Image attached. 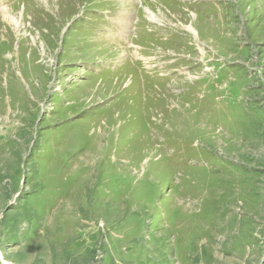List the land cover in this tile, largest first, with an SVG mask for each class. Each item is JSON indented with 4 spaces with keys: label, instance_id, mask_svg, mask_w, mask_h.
<instances>
[{
    "label": "rangeland",
    "instance_id": "374dc122",
    "mask_svg": "<svg viewBox=\"0 0 264 264\" xmlns=\"http://www.w3.org/2000/svg\"><path fill=\"white\" fill-rule=\"evenodd\" d=\"M130 1L0 0V264H264V0Z\"/></svg>",
    "mask_w": 264,
    "mask_h": 264
},
{
    "label": "bare ground",
    "instance_id": "6f19581e",
    "mask_svg": "<svg viewBox=\"0 0 264 264\" xmlns=\"http://www.w3.org/2000/svg\"><path fill=\"white\" fill-rule=\"evenodd\" d=\"M36 1V0H35ZM41 1V3H43L44 5H45V7H47V8H49V6H48V4H49V2H48V0L46 1V0H40ZM128 1V0H127ZM132 1V0H131ZM130 1V2H131ZM146 1L147 0H144V3H146ZM33 2V1H32ZM144 3H142V4H144ZM51 6V5H50ZM144 6V5H143ZM132 8V7H131ZM43 9H44V7H43ZM63 10V9H62ZM139 10V9H138ZM49 11V10H48ZM151 10H149L148 9V12L149 13H151L150 14V16H151V18L153 19V20H155V22H157V21H159V17H157V15L155 14V13H153L152 11L150 12ZM131 12V11H130ZM3 13H6L5 15L7 16V19H9V21H10V25H12L15 29H17L18 27H20V25H21V20L23 19V18H21V19H18V18H16V17H13V16H11V13H8V9H6V10H4L3 11ZM50 13V12H49ZM149 13H148V15H149ZM124 14V13H123ZM147 14V13H146ZM119 19V18H118ZM123 20V19H122ZM144 20V19H143ZM36 21V20H35ZM48 23V22H47ZM158 23V22H157ZM42 24V23H41ZM190 29H191V31L193 30V27L191 26L190 27ZM37 30H38V28H37ZM38 32H40V31H38ZM113 33V32H112ZM39 34V33H38ZM115 51H118V50H116V49H114ZM120 50V49H119ZM134 60V59H133ZM137 61V60H136ZM124 67V66H123ZM130 68H132V67H130ZM119 70V69H118ZM130 72V71H129ZM127 73V72H126ZM117 82V81H116ZM131 115H132V113H131ZM112 117V116H111ZM131 118V117H130ZM145 118V117H144ZM112 119H114V118H112ZM109 122V121H108ZM95 126V125H94ZM126 128V127H125ZM96 129V128H95ZM88 131V130H87ZM128 132V131H127ZM97 134V133H96ZM88 139V138H87ZM133 140V139H132ZM126 141V140H125ZM83 142V141H82ZM81 142V143H82ZM109 147V146H108ZM119 149V148H118ZM116 151H117V149H116ZM116 155V154H115ZM129 157V156H128ZM120 162V161H119Z\"/></svg>",
    "mask_w": 264,
    "mask_h": 264
}]
</instances>
